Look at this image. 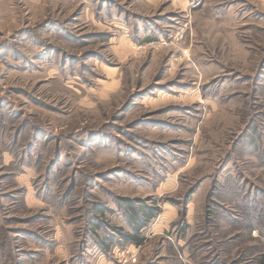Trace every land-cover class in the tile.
Wrapping results in <instances>:
<instances>
[{
  "label": "rangeland",
  "instance_id": "374dc122",
  "mask_svg": "<svg viewBox=\"0 0 264 264\" xmlns=\"http://www.w3.org/2000/svg\"><path fill=\"white\" fill-rule=\"evenodd\" d=\"M0 264H264V0H0Z\"/></svg>",
  "mask_w": 264,
  "mask_h": 264
},
{
  "label": "trees",
  "instance_id": "16d2710c",
  "mask_svg": "<svg viewBox=\"0 0 264 264\" xmlns=\"http://www.w3.org/2000/svg\"><path fill=\"white\" fill-rule=\"evenodd\" d=\"M126 206V218L132 230L128 232L119 231L122 239L126 243H132L141 246L145 243L143 232L151 222L161 213V208L157 205H149L142 200L132 201L124 200ZM101 247L106 251L112 248V241H102ZM104 246V247H103Z\"/></svg>",
  "mask_w": 264,
  "mask_h": 264
}]
</instances>
